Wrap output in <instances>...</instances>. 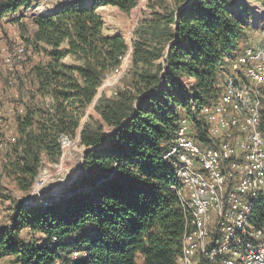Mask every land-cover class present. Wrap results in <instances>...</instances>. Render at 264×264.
Here are the masks:
<instances>
[{
	"label": "trees",
	"instance_id": "obj_1",
	"mask_svg": "<svg viewBox=\"0 0 264 264\" xmlns=\"http://www.w3.org/2000/svg\"><path fill=\"white\" fill-rule=\"evenodd\" d=\"M140 1L72 0L50 14L26 18L24 38L40 60L18 78L25 102L10 136L0 121L4 169L22 190L30 191L42 166L62 157L61 137L78 136L103 80L130 51L125 37L104 35L98 8L129 12ZM31 2L0 0V20L18 21L12 15ZM231 4L147 0L133 31L129 67L114 93L103 94L95 105L102 121L89 117L81 129L80 178L69 195L49 206L17 207L12 227L0 228V262L177 264L188 216L175 190L176 167L164 156L174 145L182 110L193 114V101L197 136L207 141L200 109L220 96L231 74L229 60L249 43V26ZM67 57L81 64L68 66ZM251 222L264 228V196ZM24 230L29 234L22 235ZM76 251L86 256H74Z\"/></svg>",
	"mask_w": 264,
	"mask_h": 264
},
{
	"label": "built area",
	"instance_id": "obj_2",
	"mask_svg": "<svg viewBox=\"0 0 264 264\" xmlns=\"http://www.w3.org/2000/svg\"><path fill=\"white\" fill-rule=\"evenodd\" d=\"M30 55L24 46L15 53L20 61ZM229 61L222 93L200 109L207 141L194 136L199 114L193 101V114L182 111L174 145L164 156L176 167L175 190L188 216L177 264H264V228L251 222L264 196V43L249 42ZM67 140L61 137L63 145ZM34 195L22 205H43Z\"/></svg>",
	"mask_w": 264,
	"mask_h": 264
},
{
	"label": "rangeland",
	"instance_id": "obj_3",
	"mask_svg": "<svg viewBox=\"0 0 264 264\" xmlns=\"http://www.w3.org/2000/svg\"><path fill=\"white\" fill-rule=\"evenodd\" d=\"M72 0H32V2L12 15L11 18L19 19L14 22L9 20V17L3 18L0 20V63L1 60L8 65L11 69L7 71V78L11 84L14 85L18 81V77H24L26 73L22 74V71L18 72L15 70L16 66H27L30 62L39 61L40 55L35 53L32 47L28 46L24 35H27L26 27L23 26L26 18H30L34 15H43L50 14L54 11L60 9L64 4L70 3ZM252 1L251 6H246L243 9L246 17L250 20L258 19L261 16L257 7H261L264 4V0H250ZM91 0H87V4H90ZM147 0H141L139 4L130 10L129 12L122 11L118 7L111 5L100 6L97 12L101 15L104 20V30L103 33L105 36L112 35H121L128 42L130 39H133V31L137 26L140 19L144 17V10L146 8ZM25 17V19H22ZM29 28L33 29V24L29 20ZM247 37L249 39L250 45H257L264 41L263 31L260 29L247 28ZM130 44V43H129ZM25 47L28 51L31 52V55L28 56L24 61H20L16 58L15 53L17 48ZM129 53L124 58L121 66L110 73L102 82L96 98L101 97L103 94L111 96L114 93L115 87L120 83L123 74L129 67L130 64ZM65 64L71 66L73 64H81L80 61L74 60L71 57H67L64 60ZM126 66L125 70H122V65ZM228 77V76H227ZM183 82L187 85H190L192 80L184 79ZM9 84V86H13ZM99 97V98H100ZM94 101L86 109V115L83 120H88L89 117H92L96 120L102 121L100 115L95 109L97 102ZM1 108L3 107L0 106ZM183 111V110H182ZM182 114V113H181ZM4 119V120H3ZM1 125L5 129V133L10 136L13 131L10 121L6 118H1ZM106 131L109 132L110 129L106 127ZM194 136L199 139L197 136V131L194 133ZM200 140V139H199ZM70 144V147L74 146L71 150V153L65 157V144L62 143L63 154L62 157L56 161L49 164H45L40 169L39 175L34 183L33 188L30 191L22 190L15 176L8 174L4 169V156L5 152L4 145H0V228L1 227H12L13 220L12 218L15 215V211L20 204L25 202V199L31 197L34 194H39L41 196L40 201L43 205L45 202H56L64 197L69 195L70 186L76 182L81 175L82 165L84 163L85 157V148L80 145L78 136L74 139H69L66 141ZM66 163V171L64 173L53 174L46 181L42 182V177L44 174L50 170H57L61 166V163ZM42 184V185H41ZM22 235H27L26 230L22 231ZM31 236V234H30ZM83 258V257H82ZM0 264H16L11 259H3ZM139 264H143V261L140 260Z\"/></svg>",
	"mask_w": 264,
	"mask_h": 264
},
{
	"label": "crops",
	"instance_id": "obj_4",
	"mask_svg": "<svg viewBox=\"0 0 264 264\" xmlns=\"http://www.w3.org/2000/svg\"><path fill=\"white\" fill-rule=\"evenodd\" d=\"M252 1L250 0H232L231 9L234 10L235 13H240L246 24L250 28L254 29H260L263 31L264 34V4L261 5V7H257L259 12L261 13V16L258 19H254L253 21L248 19L243 11V9L246 8V6H251ZM9 19V18H8ZM264 41L260 44H257L255 46L263 44ZM38 61V60H37ZM33 65V62H30L27 66H16L15 70H18V72L22 71L23 73H27L31 66ZM11 69L8 67V65L4 62V60H1L0 63V106L3 105V107H0V119L6 118L10 121L12 125V129L15 128V115L18 112H22L23 110V104L25 102V98L21 96L20 89H19V83L18 81L16 83L11 84L10 81L7 78V70ZM18 78H22L19 76ZM9 84L13 85L12 87L9 86Z\"/></svg>",
	"mask_w": 264,
	"mask_h": 264
},
{
	"label": "bare ground",
	"instance_id": "obj_5",
	"mask_svg": "<svg viewBox=\"0 0 264 264\" xmlns=\"http://www.w3.org/2000/svg\"><path fill=\"white\" fill-rule=\"evenodd\" d=\"M129 58H130V56H128ZM126 69V66H124V64L122 65V70H125ZM65 151H66V155L64 156V159H65V157L66 156H68L69 157V155H70V153H71V150H72V148L74 147V146H72V148L70 147V144L68 143V142H66L65 143ZM64 171H66V163L64 162V163H61V166L60 167H58L57 168V170H50V171H48V172H46L45 174H44V176L42 177V182L43 181H46L48 178H50L53 174H56V173H64ZM42 185V184H41ZM37 195H39L38 193L37 194H35L34 196H37ZM34 197L33 196H31V197H29V198H27V199H25V202H27V201H30V200H32Z\"/></svg>",
	"mask_w": 264,
	"mask_h": 264
},
{
	"label": "water",
	"instance_id": "obj_6",
	"mask_svg": "<svg viewBox=\"0 0 264 264\" xmlns=\"http://www.w3.org/2000/svg\"><path fill=\"white\" fill-rule=\"evenodd\" d=\"M131 39H130V51H129V55H130V57H131V52H132V44H131ZM100 97V96H99ZM99 97L98 98H96V100H95V102H97L98 101V99H99ZM87 122V120L85 119V120H83L82 121V123H81V126H80V129H79V132H78V140H80V133H81V129H82V127L84 126V124ZM82 170H83V165H82V169H81V173H82Z\"/></svg>",
	"mask_w": 264,
	"mask_h": 264
}]
</instances>
